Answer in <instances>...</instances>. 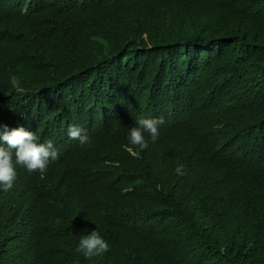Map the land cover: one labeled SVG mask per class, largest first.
Segmentation results:
<instances>
[{"label": "trees", "instance_id": "1", "mask_svg": "<svg viewBox=\"0 0 264 264\" xmlns=\"http://www.w3.org/2000/svg\"><path fill=\"white\" fill-rule=\"evenodd\" d=\"M0 125L59 154L0 192V264H264V0H0Z\"/></svg>", "mask_w": 264, "mask_h": 264}, {"label": "clouds", "instance_id": "2", "mask_svg": "<svg viewBox=\"0 0 264 264\" xmlns=\"http://www.w3.org/2000/svg\"><path fill=\"white\" fill-rule=\"evenodd\" d=\"M160 123L162 120L159 119L137 117L129 132V143L139 146L141 150L147 148L144 133H148L155 142L159 136ZM67 132L70 139L79 140L82 146L89 143L88 135L79 126L70 125ZM37 140L36 134L25 130L24 127L0 125V192L15 200L21 199L23 194L27 193L28 185L22 182L24 176L29 178L44 176L49 163L59 158L51 140L39 144ZM174 171L177 175H183V165L177 166ZM16 187L21 191L16 193ZM108 250L109 244L97 230L84 235L75 249L86 258L100 256Z\"/></svg>", "mask_w": 264, "mask_h": 264}]
</instances>
